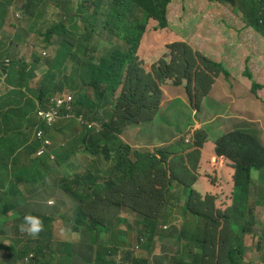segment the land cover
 <instances>
[{
    "label": "clouds",
    "instance_id": "clouds-1",
    "mask_svg": "<svg viewBox=\"0 0 264 264\" xmlns=\"http://www.w3.org/2000/svg\"><path fill=\"white\" fill-rule=\"evenodd\" d=\"M36 1L0 0V5H6L0 6L1 22L6 21V27L10 25L15 29L11 30L13 35L20 33L26 36L22 42H8V47L0 42V54L5 48L0 56V97L5 90H12L8 83L12 58L25 62L28 72L33 75L32 89L41 85L47 66L43 63L34 67L33 59L37 52L44 61L57 62L61 45L50 30L60 26L62 20L73 18L72 24L81 30L77 40H83L88 46H97L96 58L117 46L128 50L125 41L103 29L114 0H103L99 5L95 4L97 0H51L46 5H39ZM163 2L169 25L155 30L157 21L149 19L140 48L131 62L135 73L155 77L162 70V61H170L166 57L169 54L167 46L184 42L228 71V75L209 73V80L210 76L215 82L233 77L244 90L239 94V101L229 103L230 98L222 94V89L217 97H210L215 85L211 80L208 93L198 80H167L159 92L149 94L150 98L153 97V105L152 100L149 101L151 109L146 107L145 111L149 112L143 119H137L122 129L119 140L131 148L129 158L138 166L132 175L133 187H154L164 192V205L158 214L155 213L159 219L152 227L155 237L150 239L141 234L144 231L140 220L143 216L129 205L136 199L140 200L141 196H136L135 191L104 190L112 181L129 182L116 168L114 154L99 143L104 131L103 123L108 121L103 122L108 101L103 102L90 93L81 102L80 91L67 85L58 89L54 97L38 104L37 112L32 113L37 118L34 120L37 125L17 128L11 138L15 146L26 150L33 164L56 167L66 155H70L83 160L87 158L88 170L81 174L74 172L72 179H65L57 186L40 183L32 175H24L8 186L5 181H0V264H170L171 256L179 248V236L184 226L188 224V230H193L197 221L188 209L192 191L203 198L213 196L216 207L222 211L232 206L233 162L217 156L215 152L216 141L230 132L238 131L251 137L245 142L238 161L242 168L246 160L255 164L256 160L262 159L260 167L255 165L249 188L252 202L256 200V193L264 196V109L259 103L248 107L250 97L262 103L260 92L264 88L255 93L252 85H264V80H259L264 70V21L246 25L243 15L237 13L227 0ZM8 6L16 15L31 8L37 10L28 24L24 25L25 20H20L23 24L20 27L16 23L20 16L16 21L7 20ZM59 6L69 10L68 16ZM50 8L58 12V24L47 22ZM91 9L95 10L93 14H89ZM105 13L106 17L101 20L100 16ZM78 15L88 22L79 25L76 22ZM91 16L99 25L92 24ZM60 64L65 73L75 74L73 63L68 58H63ZM76 83L79 87L84 84L79 79ZM135 93L134 87L121 84L115 90L114 100L129 99ZM219 98L224 101L220 102ZM206 100L211 109L200 111ZM218 104H223L222 111L240 106V112L255 118V126L249 130L226 131L211 140L214 132L196 121L207 113L213 114ZM191 113L194 124L182 130V124ZM196 132L203 133L206 138L199 149ZM140 134L154 137L158 143L141 146L142 138L138 144L135 143L132 136ZM94 147L96 154L91 151ZM145 155L167 160V178L173 175V179L166 181L164 188L156 182L155 170L148 168L146 174L143 173L141 159ZM94 163H101L103 170L93 174ZM78 195L86 203L97 200V209L83 211ZM255 212L262 216V220L258 222L255 233L245 237L248 247L245 264H264L263 202ZM124 214L135 222L132 229L125 226L126 235H120ZM91 220L96 222L93 224ZM198 223L202 233L204 222ZM93 237L96 238L95 245L91 244ZM161 243L169 244L170 249L156 253L162 249Z\"/></svg>",
    "mask_w": 264,
    "mask_h": 264
},
{
    "label": "trees",
    "instance_id": "trees-1",
    "mask_svg": "<svg viewBox=\"0 0 264 264\" xmlns=\"http://www.w3.org/2000/svg\"><path fill=\"white\" fill-rule=\"evenodd\" d=\"M101 1L103 0H97L95 4L99 5ZM227 1L237 13L240 12L243 15L246 25L251 26L256 21H264V0ZM0 6L6 5L1 4ZM59 7L64 9V6ZM96 7L101 8V6ZM64 11L68 16L69 10L64 9ZM149 19L157 21L155 30L168 27L169 22L163 0H114L110 17L106 20L103 29L120 37L129 48L125 51L117 46L103 52L97 58L94 56L98 52L97 46H88L83 40H77L81 30L77 25L72 24L73 18L62 20L60 26L50 30L61 45V50L57 54V62L44 61L37 52L33 59L34 67L43 63L47 66V72L38 88H31L33 75L28 72L25 62L17 58L11 59L8 83L12 90L5 98L0 99V120L2 119L4 125L13 130L22 126L37 125L38 123L32 118V113L37 112L38 104L54 97L58 89H63L67 85H70L72 90L80 91L81 102L90 93L103 102L107 100L103 122L108 121L103 123L104 131L99 143H102V148H107L114 154L116 168L123 173V177L129 179V182L112 181L104 190L116 192L120 189L129 193L135 191L136 196L142 197L129 205L143 216L140 219L144 226L141 234L152 239L155 237L152 227L159 219L155 213L158 214L159 209L164 205V192L155 190L154 187H133L132 175L138 166L129 158L131 148L124 145L118 136L124 127L136 122L137 119H143L151 109L149 101L152 100L153 105V97L150 98L149 94L159 92L161 85L167 80H198L203 83L208 93L209 73L218 75L223 72L228 75V71L221 64L195 51L187 43L174 42L167 46L169 54L166 57L170 61H162V70L155 77L137 75L131 62L140 48ZM91 22L96 26L99 25L94 16H91ZM6 26L7 22L2 21L0 42L7 44V47L8 42H22L26 38L20 33L13 35V32ZM63 58H68L73 63L74 75L65 73L60 64ZM77 79L83 81L82 87L77 86ZM121 84L134 87L136 93L132 98L115 101V90ZM27 87L29 90H25ZM263 88L264 85L255 83L252 85L255 93ZM32 93L35 94V98L30 97L29 94ZM8 102H11V106H7ZM147 106L149 110L145 111ZM196 135L198 137L196 145L199 149L206 138L201 132H196ZM250 139L249 135L235 131L221 136L216 141V155L232 161L235 169L231 186L234 191L232 206L222 211L216 207L213 196L203 198L192 191L188 209L197 221L193 230H188V224L184 226L179 236V248L177 253L171 256L170 264H245L248 252L245 237L255 233L258 222L262 220V216L255 210L262 202L264 203V196L261 193H256V200L252 202V192L249 188L255 165L260 167L262 159L256 160L255 164L246 160L242 168L238 161L245 142ZM91 151L96 154V147ZM197 152L200 154L199 150ZM141 160L143 173L146 174L148 168L155 170L156 182L160 183L162 188L166 186V181H172L173 175L167 178V160L164 157L145 155ZM78 197L81 200L83 211L97 209L99 205L97 200L86 203L81 195ZM111 205L118 206L117 203ZM91 221L93 224L96 222ZM198 221L204 222L202 233H200Z\"/></svg>",
    "mask_w": 264,
    "mask_h": 264
},
{
    "label": "rangeland",
    "instance_id": "rangeland-1",
    "mask_svg": "<svg viewBox=\"0 0 264 264\" xmlns=\"http://www.w3.org/2000/svg\"><path fill=\"white\" fill-rule=\"evenodd\" d=\"M51 2V0H37L36 3L37 4H41V5H46L47 3ZM76 2V1H75ZM76 4V3H74ZM78 6V5H77ZM76 7V6H74ZM8 13H7V20L9 22L12 21H16L15 19H17V16H20L21 19H19V21H17L16 23L22 27L23 24L20 22V20H25L24 21V25L29 23V19L32 18V14L34 12H36L37 8H31L29 11H22L20 13H18V15H16L13 11V8L11 6H8ZM95 12L94 9H91L89 11V14H93ZM57 14L58 12L56 10H53L52 8H50V13L47 16V22L48 23H55L58 24V18H57ZM106 14H102L100 16V19L103 20L106 17ZM76 22L81 25L84 24L85 22H88V20L83 19L80 15L77 16L76 18ZM1 23V20H0ZM10 30H15L13 27H11L10 25L8 27H6ZM152 32V31H151ZM7 44H4V47H6ZM0 68H2L0 66ZM210 80L215 84L212 94L210 97H217L219 94V90L222 89L223 93L222 94H226L230 99H229V103H231L232 101H239L240 99V92H242L244 90V88L237 84V82L234 80L233 77L230 78H221L219 80V82H215V80L213 79L212 76H210ZM259 80L260 82H262L264 80V70L261 73V75L259 76ZM32 88V86H31ZM25 90H29V87H27ZM220 102H223L224 99L219 98L218 99ZM259 103L260 105H262L263 109H264V104H262L261 102H259L258 100H256L253 97H250L249 99V105L250 104H256ZM207 109H211V104L209 103L208 100L205 101V103L203 104L202 108L200 109V111L203 110H207ZM223 109V104H218L215 105V111L213 114L207 113L203 116H201L196 123L199 125L204 126L207 130L209 131H213L214 134L210 137L211 140H214L218 135H220L223 132L226 131H230V130H234V129H240V130H249L251 128H253L255 126V118L248 113H243L240 112V106L236 107V108H231L229 109V111L225 110L222 111ZM193 114H189L187 119L185 120V122L182 124L181 128L182 130L186 129L187 126H191L193 125ZM129 138H131V136H128ZM146 137V135L144 134H140V135H133L132 138L134 140L135 143H139L140 139ZM103 170V165L101 163H94L93 164V174H96L98 171ZM88 193H86L87 195ZM134 219L129 220L127 215L124 214L122 219H121V228L119 229V234L120 235H126V228L125 226L129 227L130 229H132L134 227ZM92 245L96 244V238L93 237ZM122 246H126V244L121 243ZM162 246V249H158L156 250V253H160L162 250H169L170 249V245L169 244H160Z\"/></svg>",
    "mask_w": 264,
    "mask_h": 264
},
{
    "label": "crops",
    "instance_id": "crops-1",
    "mask_svg": "<svg viewBox=\"0 0 264 264\" xmlns=\"http://www.w3.org/2000/svg\"><path fill=\"white\" fill-rule=\"evenodd\" d=\"M11 90H5L0 99L5 98ZM262 103L264 104V90L260 92ZM35 98V94L30 95ZM6 102V99L4 100ZM11 106V102L7 103ZM32 118L37 121L35 114ZM13 129L4 125V121L0 120V181H5V185L12 184L16 179L24 175H32L37 178L40 183L57 186L61 181L72 179L73 173L81 174L88 170V159L72 157L66 155L56 167L49 165H37L29 161L28 154L21 146H15L12 141ZM171 135H175L171 133ZM155 138L151 136L143 137L140 145L152 146ZM74 170V171H73Z\"/></svg>",
    "mask_w": 264,
    "mask_h": 264
}]
</instances>
